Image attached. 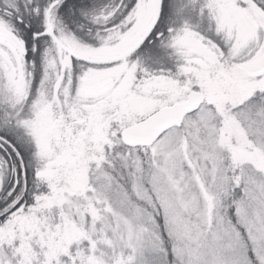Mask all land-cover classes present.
Instances as JSON below:
<instances>
[{
    "label": "snow or ice",
    "instance_id": "obj_1",
    "mask_svg": "<svg viewBox=\"0 0 264 264\" xmlns=\"http://www.w3.org/2000/svg\"><path fill=\"white\" fill-rule=\"evenodd\" d=\"M0 264H264V0H0Z\"/></svg>",
    "mask_w": 264,
    "mask_h": 264
}]
</instances>
